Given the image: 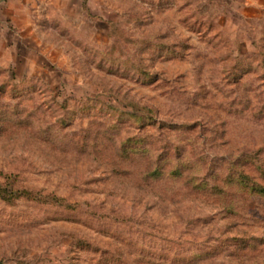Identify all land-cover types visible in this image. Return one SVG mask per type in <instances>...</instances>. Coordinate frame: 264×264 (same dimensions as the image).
I'll return each mask as SVG.
<instances>
[{
	"label": "rangeland",
	"instance_id": "rangeland-1",
	"mask_svg": "<svg viewBox=\"0 0 264 264\" xmlns=\"http://www.w3.org/2000/svg\"><path fill=\"white\" fill-rule=\"evenodd\" d=\"M11 4L0 264H264V0Z\"/></svg>",
	"mask_w": 264,
	"mask_h": 264
},
{
	"label": "crops",
	"instance_id": "crops-1",
	"mask_svg": "<svg viewBox=\"0 0 264 264\" xmlns=\"http://www.w3.org/2000/svg\"><path fill=\"white\" fill-rule=\"evenodd\" d=\"M3 3H4V5H3ZM2 5L4 6V9H3L4 12H1V11H0V17H6L5 14L7 15V12L5 13V8L8 7V10H9V9H13L14 6H15V5H12V4L9 5V6H5V0H0V10H1V8L3 7Z\"/></svg>",
	"mask_w": 264,
	"mask_h": 264
},
{
	"label": "trees",
	"instance_id": "trees-1",
	"mask_svg": "<svg viewBox=\"0 0 264 264\" xmlns=\"http://www.w3.org/2000/svg\"><path fill=\"white\" fill-rule=\"evenodd\" d=\"M176 173H179V172H177V170H176ZM258 191H259L260 193H264V187H260V188L258 189Z\"/></svg>",
	"mask_w": 264,
	"mask_h": 264
}]
</instances>
